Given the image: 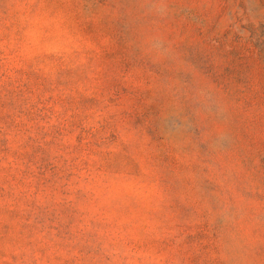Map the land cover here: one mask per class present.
Wrapping results in <instances>:
<instances>
[{"label": "rangeland", "instance_id": "obj_1", "mask_svg": "<svg viewBox=\"0 0 264 264\" xmlns=\"http://www.w3.org/2000/svg\"><path fill=\"white\" fill-rule=\"evenodd\" d=\"M0 264H264V0H0Z\"/></svg>", "mask_w": 264, "mask_h": 264}]
</instances>
